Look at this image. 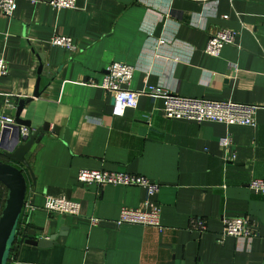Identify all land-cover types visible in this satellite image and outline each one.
Wrapping results in <instances>:
<instances>
[{
  "label": "crops",
  "instance_id": "0c3cea01",
  "mask_svg": "<svg viewBox=\"0 0 264 264\" xmlns=\"http://www.w3.org/2000/svg\"><path fill=\"white\" fill-rule=\"evenodd\" d=\"M44 2L16 0L10 17L0 12V118L29 100L18 116L28 133L48 123L28 160L32 181L19 167L34 209L20 212L18 226L55 244L32 249L17 237L6 264H264V200L247 188L264 180V0H76L72 10ZM218 29L237 36L211 57L203 48ZM53 35L69 37L76 50L51 46ZM115 62L132 66L130 91L153 86L255 105V126L166 120L161 98L145 96L110 116L112 99L99 84ZM226 134L227 149L219 145ZM80 169L156 183L149 201L160 229L114 225L120 208L141 207L143 190L82 185ZM45 197L77 202L79 217L47 214ZM89 217L100 222L90 227ZM232 217L246 218L253 236H222V220ZM192 218L203 232L188 230Z\"/></svg>",
  "mask_w": 264,
  "mask_h": 264
},
{
  "label": "built area",
  "instance_id": "2783aa9c",
  "mask_svg": "<svg viewBox=\"0 0 264 264\" xmlns=\"http://www.w3.org/2000/svg\"><path fill=\"white\" fill-rule=\"evenodd\" d=\"M16 0H0V12L3 16L10 17L15 9ZM198 4H206L215 0H185ZM52 10H72L75 8L76 0H45L44 2ZM223 18H226L225 16ZM237 33L230 29H218L212 33L203 48V53L217 57L221 48L232 46ZM49 44L73 52L76 45L69 37L53 35ZM133 72L132 66L122 63H110L104 70L99 87L109 94L112 99L110 116L121 117L124 110L134 109L140 96L149 99L161 98L162 106L160 112L166 120H184L193 122L217 123L223 126L254 127L255 113L258 106L251 104L236 103L229 100H206L188 98L168 94L167 92L147 86L139 91L127 89L128 82ZM6 75V66L0 58V77ZM13 124L12 118H0V127H8ZM19 134L26 136L28 131L20 127ZM219 145L229 148L230 137L228 134L219 140ZM76 182L82 185L101 186H135L144 192V200L140 208H120L117 218L113 221L116 226L133 225L152 227L160 229L158 217L159 208L149 201L158 191V185L144 176L132 175L124 172H111L105 170L80 169L76 173ZM247 188L261 195L264 200V180L253 179L247 184ZM4 187L0 186V192ZM4 198V195L3 197ZM32 211L31 203L23 199L22 210ZM41 209L47 214H59L70 217H79V204L60 198L45 197ZM98 218H86L88 226H96ZM188 230L200 233L205 230V225L199 218H192L188 222ZM222 236L249 239L253 236L249 221L244 217H232L222 220Z\"/></svg>",
  "mask_w": 264,
  "mask_h": 264
},
{
  "label": "water",
  "instance_id": "95a60500",
  "mask_svg": "<svg viewBox=\"0 0 264 264\" xmlns=\"http://www.w3.org/2000/svg\"><path fill=\"white\" fill-rule=\"evenodd\" d=\"M37 84H35L32 97H37ZM29 100H18L15 103L11 116L13 124L0 127V185L6 191L3 207L0 211V264H6L12 243L18 237L19 244L28 245L36 249H46L55 244L54 236L37 237L33 229H19L18 218L26 191V180L22 167L32 181L28 167V160L36 143L42 134L47 132L48 123H43L39 128L29 131L26 136H19L18 126L29 129V123L18 119L21 109ZM11 130L9 138L8 131ZM55 130H52L54 132Z\"/></svg>",
  "mask_w": 264,
  "mask_h": 264
},
{
  "label": "trees",
  "instance_id": "16d2710c",
  "mask_svg": "<svg viewBox=\"0 0 264 264\" xmlns=\"http://www.w3.org/2000/svg\"><path fill=\"white\" fill-rule=\"evenodd\" d=\"M1 186V185H0ZM3 191H5V189H3ZM4 195V198H2ZM5 196H6V191H5V194H3L2 192H0V211L3 207V203H4V200H5ZM19 219L20 217L18 218V224H19ZM10 251V250H9ZM9 255V254H8ZM8 259V258H7Z\"/></svg>",
  "mask_w": 264,
  "mask_h": 264
}]
</instances>
